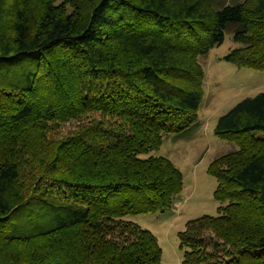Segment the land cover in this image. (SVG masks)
Here are the masks:
<instances>
[{
	"label": "trees",
	"instance_id": "obj_1",
	"mask_svg": "<svg viewBox=\"0 0 264 264\" xmlns=\"http://www.w3.org/2000/svg\"><path fill=\"white\" fill-rule=\"evenodd\" d=\"M222 2L0 0V264H162L127 218L169 212L183 176L143 156L196 126L227 32L225 60L264 70V0ZM216 134L237 150L209 167L221 206L179 233L183 264H264V92Z\"/></svg>",
	"mask_w": 264,
	"mask_h": 264
},
{
	"label": "rangeland",
	"instance_id": "obj_2",
	"mask_svg": "<svg viewBox=\"0 0 264 264\" xmlns=\"http://www.w3.org/2000/svg\"><path fill=\"white\" fill-rule=\"evenodd\" d=\"M237 0H223L231 5ZM220 8L221 6H216ZM239 45L231 32L225 34L222 45L213 48L200 59L205 74L204 98L196 126L182 135H165L163 145L143 158L164 157L183 176V190L166 213L131 216L127 220L150 231L162 250V264H183L179 233L203 216L216 217L221 206L214 197L217 180L208 172L218 158L237 150L234 143L216 134L219 119L238 103L264 92V70L239 68L225 60ZM77 123L61 126L56 137L74 132Z\"/></svg>",
	"mask_w": 264,
	"mask_h": 264
}]
</instances>
